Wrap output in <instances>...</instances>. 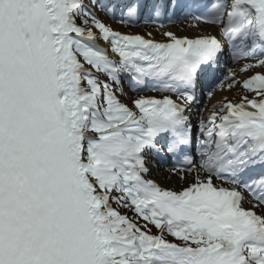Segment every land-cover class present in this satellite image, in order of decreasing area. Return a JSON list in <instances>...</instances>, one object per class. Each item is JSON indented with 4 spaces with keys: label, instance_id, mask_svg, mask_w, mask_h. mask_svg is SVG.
Returning a JSON list of instances; mask_svg holds the SVG:
<instances>
[{
    "label": "snow or ice",
    "instance_id": "snow-or-ice-1",
    "mask_svg": "<svg viewBox=\"0 0 264 264\" xmlns=\"http://www.w3.org/2000/svg\"><path fill=\"white\" fill-rule=\"evenodd\" d=\"M0 264H264V0H0Z\"/></svg>",
    "mask_w": 264,
    "mask_h": 264
},
{
    "label": "bare ground",
    "instance_id": "bare-ground-1",
    "mask_svg": "<svg viewBox=\"0 0 264 264\" xmlns=\"http://www.w3.org/2000/svg\"><path fill=\"white\" fill-rule=\"evenodd\" d=\"M108 22V21H106ZM114 28L118 29L121 32H131V33H145L146 31H151L153 33V39L156 41H162L165 38L160 34L159 31H156V27L153 26H138L136 28L129 27V26H121L113 23L112 25ZM166 30H170L176 33L177 36H187V37H192V36H200V35H216V30L211 27V26H191V22H189V19L185 20L182 23H177L171 26H165ZM248 61H241L237 62L234 65L229 67V70L235 72L237 74V78H247L248 75H251V72L249 73H241L240 68L241 66ZM241 63V64H238ZM241 89L239 88H232L231 90H224V91H217L214 95L213 100L208 101L205 99V105L207 107H211V104L216 103L217 101L222 100L224 97H227L229 100H233V102H236L239 100V93ZM130 96H135L136 93L131 92L129 94ZM127 102V101H126ZM168 176V173H163V174H158L155 178L161 185L163 184V181L167 184V188H173L178 189L179 188V183L177 181V178L173 176L171 179H167L166 177ZM165 186V185H164Z\"/></svg>",
    "mask_w": 264,
    "mask_h": 264
},
{
    "label": "rangeland",
    "instance_id": "rangeland-1",
    "mask_svg": "<svg viewBox=\"0 0 264 264\" xmlns=\"http://www.w3.org/2000/svg\"><path fill=\"white\" fill-rule=\"evenodd\" d=\"M99 15H101V17L103 18V15L102 14H100V13H98ZM126 91H129L127 88H126ZM204 105H205V102H204ZM204 105H202V107L204 106ZM167 183V182H166ZM164 181H163V185H167ZM129 215H131V213H129ZM153 231L155 232V229H153Z\"/></svg>",
    "mask_w": 264,
    "mask_h": 264
}]
</instances>
